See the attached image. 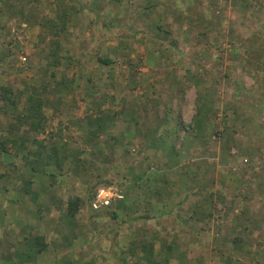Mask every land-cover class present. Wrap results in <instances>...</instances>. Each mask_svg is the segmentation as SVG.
Segmentation results:
<instances>
[{
    "label": "rangeland",
    "instance_id": "obj_1",
    "mask_svg": "<svg viewBox=\"0 0 264 264\" xmlns=\"http://www.w3.org/2000/svg\"><path fill=\"white\" fill-rule=\"evenodd\" d=\"M219 1L225 6V12L220 17V12L217 11L221 5L217 4L216 8L212 6V13H209V17L212 18L209 23L212 26L211 30L206 28L204 22L198 20V30L188 28L187 31L180 33L181 30L176 28L177 31L175 29L170 31L166 29L168 17H150L148 28H155L159 35L137 32L130 36L133 41L132 48L131 45L125 48L123 44L109 47L107 53L113 58L110 59L104 48L99 45L100 48L93 51L95 39L92 31L84 30L88 35L85 42L82 40V33L66 34L68 25L81 24V21L74 17L76 12L72 14L69 8L76 7L77 11H80L77 0H61V4H57L55 8L52 5L56 0H37L35 16L31 18L32 22H29L28 26L16 20L8 23L2 29L4 32L0 33V86L8 85L22 92L16 111L2 112L5 119L12 113L14 117L23 113V104L32 89L45 98L43 102L49 100L42 108L45 116L42 131L45 136L55 138L51 140L50 149L55 162L50 165L54 166L55 171H60L71 163L67 159L69 155L73 158L75 152L82 153L86 159L83 164L88 166L87 173L90 174L81 178L82 182L79 184H85L82 191L84 199L89 188H92L93 194L96 195L102 190V197L104 195L110 197V204L114 199L122 198V195H125L123 190L126 192L130 185L135 186L134 192L148 196L146 181L155 182L154 174L146 176L147 179L141 186L139 181L138 184L132 182L139 178L128 175V169L138 172L137 170H145L148 167L155 169L158 165L161 168L174 165L173 171L176 170L174 173L186 178L182 186L185 189L195 187V194L192 197L183 198L194 200L197 208L201 209L199 205L201 200L204 202L201 206L209 207L217 195L213 190L216 175L213 163H216V160L211 159L209 162L208 158L213 157L219 147L221 152L225 153L229 147L232 148L231 156L226 155L225 160L219 161L221 164L229 161L228 172L232 177H239L242 170L254 168L255 165L262 167L258 173H264V75H260L264 73V17L260 16L261 11L258 5H254L255 3L251 5V10L243 14L238 12V9L243 7L242 4H246V1L244 3L241 0ZM220 22L221 27L218 26ZM174 24L172 28L177 27ZM205 30L207 34H203ZM64 38L65 42L62 43ZM145 41L153 44L150 45L152 47L148 56V50L142 47ZM179 42H183L185 46H181ZM250 47L255 48L250 50ZM55 48L57 53L50 55L51 49ZM246 55L247 57L254 55L255 57L250 60H254L255 63L241 65L240 62ZM61 57L63 62L56 64L55 60L58 61ZM81 57L83 62L79 61ZM44 58L46 59L42 60ZM104 58L111 60L110 64L105 65L98 61ZM97 64L102 66L99 71L95 70L98 72L99 80L94 79L91 74L95 71L90 70ZM60 71L73 72L68 95L74 106L86 104L84 106L86 108L93 104L86 98L93 91V95L98 96L94 97L97 108L106 105L107 109L82 113L80 116L82 118L84 116L83 125L68 123V120L76 117V112L71 110L64 112L59 103L54 107L50 100L54 93L60 91L59 84L66 78L59 74ZM55 77L58 83L54 82ZM49 86L57 89L50 90ZM205 92L211 95L208 97L209 103L206 102L209 106L207 108L201 101ZM58 98L64 100L61 96ZM0 102L1 109L9 108L3 106L1 99ZM167 109L172 112L167 114L169 124L163 119V111ZM204 109L208 112L204 113ZM12 118L13 115L10 116V119ZM95 118H98L99 123ZM5 119L2 118L1 121ZM236 119L243 122L244 129L226 126L225 130L220 131L216 123ZM192 120L199 128L196 126L192 130V124H189ZM255 121L262 126L259 132L261 136L257 134L256 129L249 128L248 123ZM207 124H210L208 128ZM62 133L64 138L60 136ZM93 142L97 143L91 146ZM96 145L103 154L99 155L98 151H95ZM55 146L58 147L56 152L53 151ZM189 148H193L192 151H188ZM90 151L92 154L87 155L86 152ZM188 152L196 154L195 164L194 160L192 164L180 157L181 154ZM163 154H168L172 161H167ZM185 158L188 160L187 155ZM35 159L37 156L28 158V161ZM38 159L45 161L46 157L42 155ZM243 159H246L247 163H244ZM49 160H52L51 156ZM38 163L43 168L44 163L41 161ZM180 163H183V166L176 168ZM232 167L237 170L236 173L231 171ZM173 171L167 172L168 177H161L160 181L155 182L160 186L157 188L159 193L154 194L151 200L164 204V200L175 194V191H172L173 184L169 182L175 175ZM94 199L91 203H86L81 210H85L86 214L94 210L92 207ZM118 226L117 230L120 233L121 225ZM46 227L50 231L46 228V237L56 231L66 235V238L69 232L72 233L71 229H66L67 222L61 223L60 226L49 222ZM30 228L27 227L26 230ZM8 229L10 230V226ZM8 229L5 227V232L0 235V264H23L30 257L34 260L36 249L33 245H29L28 250L24 244V249L18 251L19 243ZM123 229L122 231L126 232ZM28 230L23 233L27 235ZM114 232L115 228L108 229L105 223L98 227L88 226L84 236L88 240L92 239V244L89 243L82 249L86 253L78 256V246L70 249L72 246L68 248L66 244L56 245V252L67 251L69 256L61 259L60 256L63 254H56L53 263L79 264V260L84 259L81 264H107L108 258L111 259L108 248L110 250L112 247L111 236ZM39 234L41 237L44 235L42 231H39ZM55 237L56 235L52 236L53 240L50 239L52 242L48 245H53V242L63 243L59 242L60 234L57 235L58 238ZM38 243L42 242L39 240ZM75 245L76 242L73 243V246ZM36 246L38 250L39 246ZM45 247L43 246V249ZM260 262L264 264L262 260Z\"/></svg>",
    "mask_w": 264,
    "mask_h": 264
},
{
    "label": "crops",
    "instance_id": "obj_2",
    "mask_svg": "<svg viewBox=\"0 0 264 264\" xmlns=\"http://www.w3.org/2000/svg\"><path fill=\"white\" fill-rule=\"evenodd\" d=\"M77 1L80 11H77L76 7L72 8L70 6L69 8L72 14L74 11L76 12L74 17L81 21V24L78 26L68 25L65 30L66 34L82 33V40L85 42L84 40L87 39L88 35L84 33V30L92 31L95 39L93 41V45L95 44L93 51L98 50L100 47L104 48L105 54L110 59L113 58L107 53L109 47L123 44L125 48L128 45H131L130 48H132L131 35L137 32L138 34L141 32L158 34L155 28H148L150 26L148 24L150 17H168L169 22L166 29L170 31L172 29L177 31L176 28L181 30L179 31L180 33L187 31L188 28L194 31L198 30L199 21L204 22L206 28L211 30L212 26L209 23H211L212 18L209 17V13H212V6L216 8L217 4L221 2L219 0ZM241 1L242 3L245 1L247 3L242 4L244 8H239L238 12L240 11L244 14L247 10H251V5L255 3L254 5H258V9L261 11L260 16L264 17V0ZM36 2L37 0H0V33L4 32L2 29L10 22L19 20L26 25L32 22L31 18L35 16ZM57 4H61V0H56L52 7L55 8ZM218 8L220 10L217 11L218 9H216V11L220 12L221 17L225 12V6L221 5V8L219 6ZM247 16L245 15V17ZM173 24L177 25V27L172 28ZM221 24L220 22L218 26L221 27ZM205 31H203V34L208 33ZM74 38L72 39L75 41ZM63 42H65V38L62 39ZM148 43L150 41H145L142 45L148 50L147 56L149 55L150 47H152L150 45H153ZM179 44L181 46L184 45L183 42H179ZM254 48L250 47V50ZM130 57L131 55H129L128 51V58ZM252 57L255 56H244L240 64H254L255 61L250 60ZM59 60H55V63L63 62L62 57ZM79 61H82V57L79 58ZM186 63L190 64V62ZM101 67V65L97 64L90 70L99 71ZM97 73L95 71L91 74L95 80L100 79ZM252 73L255 75L254 72ZM256 73L260 74L258 70H256ZM59 74L66 76V78L59 84L60 91L54 93V97L52 96L50 100L54 107L59 103L64 112L68 110L76 112V117L68 120V123L71 125L80 123L79 125H81L84 119V116L83 118L80 116L82 113L86 114L96 109H101L100 111L107 109L108 106L106 105L97 108V105L94 104V97L98 98V96L93 95V91L92 94L89 93L86 96L89 103L93 104L88 105L86 108H84L86 104L74 106L71 103L72 100H69L70 95H68L73 72L60 71ZM260 75H264V73ZM53 80L57 82V77L53 78ZM49 88L50 90L57 89L50 86ZM37 94L41 96L40 93L37 92ZM209 94L205 92V96L201 100L205 104V108L209 107L207 104L209 103V96H211ZM58 96H61L64 100L61 101ZM18 97L19 100L22 98L20 90H18ZM18 106H11L7 109H1L0 107V235L5 232V227L8 229V226H10L8 232L14 234L12 236L19 243L18 251L23 250L26 245L29 250V245H33L36 249L34 251L36 254L33 258L34 260L31 257L28 260L25 258L26 260L23 264H56L55 262L53 263L56 254H63L60 256L61 259L64 256H69L67 251L59 250L56 252L55 248L62 244H66L68 248L72 246L70 249L79 247L77 255L81 256L85 252V250H82L85 245L92 244V239L88 240L84 236L87 227L90 225L98 227V225L103 223L107 224L108 229L115 228V232L111 236L112 247L110 250L108 248V255L111 259L108 258L107 264H175V261L177 262L176 264H262L261 260L264 262V173L257 172L262 168L261 166L255 165L254 168L242 170L240 175H238L239 177L234 178L228 172L229 161L228 163L227 161L222 164L219 163L220 160H225L226 155H229L228 157L231 156L230 149L232 148L229 147L226 153L221 152L220 147L219 149L217 148L218 152L213 157L208 158L209 162L211 159L216 160V163H213L215 167L213 168L214 170L216 169L213 190L217 197H215V201L209 207L201 206L204 204L203 200H201L199 202L201 209L196 207L194 200L183 198L192 197L195 194V187L185 189L182 186L186 178L174 173L176 171H173L174 165H169L168 168L166 166V168H161L158 165L155 169L148 167L145 170H137L138 172L128 169V175L139 178V180L135 179L132 182L137 183L139 181L141 186L145 183L146 176L154 174L155 182H158L161 177H168L167 172L173 171L175 177L173 176L169 182L173 184L172 191H175V194L166 200L163 199L164 204L153 201L151 198H154V194L159 193L157 188H160V186L151 180H147L148 196L134 192L135 186L130 185L127 187L126 192L125 189L123 190L125 195L123 194L122 198L114 199L108 206L90 210L87 214L85 210L80 209L72 217L67 214L68 199L70 197L83 198L82 191L85 184H79L82 182L81 178L90 176L87 173L89 170L88 166L83 164L86 159L82 153L75 152L76 155L74 154L73 158L70 155L67 158L71 163L67 164L66 168H63L65 170L55 171L54 166L50 165L55 162L54 154L50 152L51 140L55 138L45 136L42 128L38 132L30 131L29 123L22 121L18 116L14 117L13 113L12 119H10L12 115L5 119L4 111H16ZM203 112L207 113L208 111L204 109ZM2 118L5 120L1 121ZM95 119L99 123L98 118ZM236 120L230 122L221 120L216 123H218L220 131L225 130L226 126L244 129L245 125L243 122ZM189 124H192V130L196 126L199 128L197 124L195 125L194 120ZM248 124H250L249 128L256 129L257 134L260 135L261 124L256 121ZM66 125L69 124L66 123ZM209 125L207 124L206 127ZM193 133H195V130ZM61 141L67 143L64 139H61ZM218 142L220 143V140ZM96 143L93 142L91 146ZM95 147V151H98L99 155L103 154V152H99V146L96 145ZM89 149L92 150V148ZM191 149L189 148L188 151H192ZM86 153L87 155L92 154L91 151ZM188 153L181 154L180 157L183 160L185 159V162L189 161V163H192L196 154ZM42 155L46 157L45 161L41 160L42 158L38 159ZM163 155L168 159L167 161H172L168 154ZM186 155L188 160L185 158ZM236 155L238 156V152H236ZM36 156L37 159L34 161H28V158H35ZM50 156L52 157L51 161L49 160ZM39 161L44 163L43 168L38 163ZM243 162L247 163L246 159H243ZM193 163L195 164L196 160ZM180 166H183V163L178 164L176 168ZM231 171L237 172L233 167ZM162 189L163 187H161ZM164 190L166 192V188ZM122 214L123 216H121ZM138 216L144 217L138 218ZM49 222L55 223L57 226L67 222L66 229H71L72 233L69 232L66 238V235L64 236L60 231H56L46 237L45 233L49 231L46 225ZM118 225H121L120 233L117 230ZM27 227L31 228L27 229L28 234L26 235ZM122 228L126 232L122 231ZM126 228L128 229L126 230ZM39 231L43 232V239L47 244L40 253L37 252V243H35L36 239L42 236ZM58 234H60L59 242L63 243L56 244L53 242V245H48L53 240L52 236L56 235L55 238H58ZM43 239L39 240L43 243ZM136 241L140 247L128 249L129 245ZM74 242H76L75 246H73ZM132 249L133 251L130 253ZM83 261L79 260V264Z\"/></svg>",
    "mask_w": 264,
    "mask_h": 264
},
{
    "label": "trees",
    "instance_id": "obj_3",
    "mask_svg": "<svg viewBox=\"0 0 264 264\" xmlns=\"http://www.w3.org/2000/svg\"><path fill=\"white\" fill-rule=\"evenodd\" d=\"M64 19V17H62ZM61 25H63V23H61ZM64 29V26H63ZM57 53V49H51L50 55H54ZM98 61L102 64L108 65L110 64L111 60L109 59H98ZM0 99L3 103L4 107H15L19 101V97H18V91L15 90L14 88H12L11 86H0ZM45 98H42L41 96H39L37 94V91L32 89V91L29 93V95L27 96L25 103L23 104V113L17 115L19 119H21L22 121H27L29 123V129L32 132H38L41 128H43L44 125V121H45V116L43 115L42 112V108L45 106V102L44 101ZM49 101V100H48ZM47 101V102H48ZM46 102V103H47ZM169 112V114H172V112L167 109L163 111V119L165 120L166 124H169V116L167 115ZM177 131H175L174 134H176ZM160 137V135L158 136ZM158 139V138H157ZM56 150H58V147H54L53 151L56 152ZM88 194L86 195V198H78V197H70L68 199V206H67V214L74 217L79 210L86 205V203H91V201L95 198V194L92 193V188H89ZM107 206V205H106ZM101 207V206H100ZM99 207V208H100ZM103 207V206H102ZM98 208V209H99ZM97 210V209H94ZM145 216V215H144ZM144 216H138V218H142ZM147 217V215H146ZM42 240L43 237H38L36 239V243L39 246L38 247V253H40V251L43 249V246H46V243L44 242L43 239V243H38V241ZM151 244V243H149ZM138 246L140 247V245L138 244V242H132L129 245L128 249H137ZM151 247V245H150ZM132 250H130V253H132Z\"/></svg>",
    "mask_w": 264,
    "mask_h": 264
},
{
    "label": "built area",
    "instance_id": "obj_4",
    "mask_svg": "<svg viewBox=\"0 0 264 264\" xmlns=\"http://www.w3.org/2000/svg\"><path fill=\"white\" fill-rule=\"evenodd\" d=\"M101 193H103L102 190L95 195V199L92 202L93 209H98L100 206H106L109 204L110 197H107L106 195L102 197Z\"/></svg>",
    "mask_w": 264,
    "mask_h": 264
}]
</instances>
